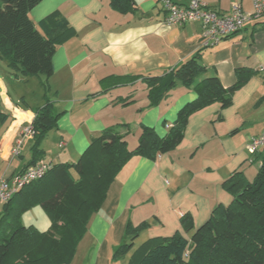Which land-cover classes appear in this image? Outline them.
<instances>
[{"label": "crops", "instance_id": "0c3cea01", "mask_svg": "<svg viewBox=\"0 0 264 264\" xmlns=\"http://www.w3.org/2000/svg\"><path fill=\"white\" fill-rule=\"evenodd\" d=\"M202 1L217 11H229L234 3L243 11L252 10V0ZM53 14L65 18L76 35L56 48L49 78L22 76L0 58V113L6 115L0 120V175L5 178L31 162L34 135L22 136L20 130L32 122L35 109L46 100L59 116L41 142L39 161L75 162L106 127L127 123L129 149L137 143L139 123L164 136L178 110L196 97L192 88L177 84L157 105L149 106L142 79L107 88L100 84L101 78L161 75L196 54L206 75H216L223 87L236 81L237 69H249L230 105L222 108L215 102L188 116L174 149L155 160L133 156L127 161L99 210L91 215L69 264H116L112 258L116 248L131 242L126 233L128 222L134 226L146 222L147 228L122 257L125 264L149 239L175 233L189 239L215 206L231 202L223 180L235 170L247 179L254 176L246 145L264 128V17L247 21L238 32L203 48L200 23L167 25L159 0H135V9L126 14L115 11L108 0H42L29 11L39 30ZM20 139V152L13 156V144ZM61 141L63 146H59ZM40 211L36 205L21 217ZM183 214L191 218L193 230L183 229ZM49 225L50 221L47 229L36 228L46 231Z\"/></svg>", "mask_w": 264, "mask_h": 264}, {"label": "trees", "instance_id": "16d2710c", "mask_svg": "<svg viewBox=\"0 0 264 264\" xmlns=\"http://www.w3.org/2000/svg\"><path fill=\"white\" fill-rule=\"evenodd\" d=\"M40 1L0 0V58L22 76L43 75L47 79L53 73L52 56L56 48L74 37L76 31L58 14L42 22L39 30L29 11ZM108 1L121 14L135 9V0ZM248 73V68L237 69L236 81L223 87L216 75H206L196 54L161 75L101 78L100 84L107 88L142 79L149 106L157 105L177 84L192 88L196 97L178 110L162 137L153 128L139 123L137 143L129 149L126 140L129 125L117 124L92 138L75 162H45L49 170L41 179L27 184L1 204L0 264H69L91 215L99 210L111 182L127 161L133 156L155 160L174 149L183 137L188 116L215 102L222 108L230 105L233 92L246 81ZM42 84L46 90V82ZM34 114L31 162L26 167L41 160V142L56 126L59 116L52 112L47 100ZM5 119L6 115L0 113V120ZM249 160L259 163L251 179L235 170L222 182L224 190L232 196L227 206H215L209 218L196 229L187 214L181 216L183 229H194L189 239L180 233L149 239L132 252L128 264H264V146L250 155ZM36 205L50 221L46 231L21 223L22 213ZM146 228V222L136 226L128 222L126 233L131 242L119 245L112 258L117 260L129 253L132 241Z\"/></svg>", "mask_w": 264, "mask_h": 264}, {"label": "built area", "instance_id": "2783aa9c", "mask_svg": "<svg viewBox=\"0 0 264 264\" xmlns=\"http://www.w3.org/2000/svg\"><path fill=\"white\" fill-rule=\"evenodd\" d=\"M161 8L165 11L164 22L167 25H183L199 22L201 26V46L211 47L223 38L238 32L244 24L251 20L264 17V0H252V10L243 11L239 4L231 5L229 11H217L210 8L202 0H188L186 4H178L174 0H159ZM20 133L22 136H33L35 131L31 123L25 124ZM22 139L17 140L12 147V155L20 152ZM64 141L59 142L63 146ZM264 146V128L262 132L250 138L246 145L249 155L254 154ZM49 170V165L43 161L5 178L0 175V204L7 202L16 192L27 184L41 179Z\"/></svg>", "mask_w": 264, "mask_h": 264}, {"label": "rangeland", "instance_id": "374dc122", "mask_svg": "<svg viewBox=\"0 0 264 264\" xmlns=\"http://www.w3.org/2000/svg\"><path fill=\"white\" fill-rule=\"evenodd\" d=\"M259 163H255L252 165V168L254 169V175L258 169ZM253 177V176H252ZM38 210V207H37ZM2 212V208L0 207V213ZM41 213L34 215L32 213H25L21 217V223L23 225H34L35 227L39 228L40 230H45L48 227L49 219L44 213V211H40ZM116 264H125V261H122V258L115 260ZM75 264V263H74ZM126 264L127 261H126Z\"/></svg>", "mask_w": 264, "mask_h": 264}]
</instances>
